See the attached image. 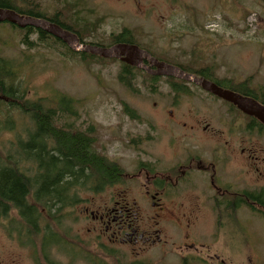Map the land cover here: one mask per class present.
<instances>
[{
  "label": "rangeland",
  "instance_id": "1",
  "mask_svg": "<svg viewBox=\"0 0 264 264\" xmlns=\"http://www.w3.org/2000/svg\"><path fill=\"white\" fill-rule=\"evenodd\" d=\"M19 4L48 18L58 14L61 22L75 27L83 45L108 48L114 37L126 31L136 46L181 67L183 72L193 75L206 71L225 88L242 87L259 101L264 100V0H140L138 8L132 0H24ZM67 49L0 23V58L12 65L17 81L29 93L27 98L45 100L63 95L73 100L74 115H65L58 125L67 124L82 133L91 130L94 150L114 162L121 176H144L139 175L140 168L149 176H163L189 157L208 160L215 143L209 136L195 133L180 138V133L199 122L219 136V148L227 142L233 149L229 155L218 149L214 161L217 176L229 180L237 196L264 190V179L258 176L264 175V130L249 117L186 83L173 82L186 92L175 94L167 80L151 85L138 75L129 90L118 81V62L82 60ZM124 108L136 119L132 120ZM170 110L174 118L168 114ZM6 116L14 123L12 132L0 135L1 151L5 148L7 152L18 135L23 138L28 122L16 110L7 113L3 107L0 118ZM171 121L179 126L184 123L185 130L175 126L171 132ZM189 176L199 180L204 175L193 165ZM142 182L120 177L117 183L101 186L104 190L100 193L85 190L95 188L91 185L79 188L82 190L75 192L74 205L96 209L121 190L129 189L128 199L135 198L142 213L146 210L143 194L138 193ZM205 214H200L196 227L202 237L198 242L209 245L215 226ZM232 221L230 240L223 221L216 227L220 255L217 264H264V211L236 208ZM64 222L72 232L87 228L83 219ZM9 224L0 221V264H101L92 255L69 259L56 248L43 255L42 236L19 238L10 231L17 228V219ZM167 235L180 236L178 232ZM227 249L233 256L226 254Z\"/></svg>",
  "mask_w": 264,
  "mask_h": 264
},
{
  "label": "flooded vegetation",
  "instance_id": "2",
  "mask_svg": "<svg viewBox=\"0 0 264 264\" xmlns=\"http://www.w3.org/2000/svg\"><path fill=\"white\" fill-rule=\"evenodd\" d=\"M132 4L138 8L140 0H132ZM126 45L136 46L133 42ZM136 47L147 53L156 63L181 70L177 65L152 56L149 50ZM116 61L119 64H124ZM141 62L150 72L157 71L149 60L142 59ZM131 68L142 74H147L146 71L135 67ZM149 76L155 80L170 78L152 74ZM193 76L214 85L217 83L206 71L197 72ZM171 79L181 81L175 78ZM186 84L201 90L193 84ZM201 91L214 101L232 106L203 90ZM256 102L264 106L262 102ZM233 109L237 110L235 107ZM168 114L173 116V111H168ZM171 124H169L171 132L175 126L184 128V130L186 127L184 123L179 126L175 121H171ZM196 125L190 126L187 131L180 133V138L186 139L195 133L209 136L215 143L209 152L208 160H195L189 157L183 165H174V168L163 176H149V172L143 168H140L139 175L143 174L144 176H121L129 180L143 181L138 184V193H142L146 201V210H143L142 213L137 200L135 198L130 200L126 195L132 190L126 189L121 190L115 195V198L97 206L96 209L74 204L53 203L44 207L31 204L33 210L32 214H29L32 218L30 223L25 220V216L20 217L15 211L10 210L7 217L0 218V221H7L10 225L11 220L17 219V228L10 231L16 233L19 238L42 236L40 250L43 255H46L50 249L56 248L57 253L63 251L69 259L81 260L92 255L99 259L101 264H204V261L209 264H217L220 259L218 231L216 232L219 221H223L221 224L226 227L228 236L231 234L229 228L230 230L234 228L232 217L236 208L264 211V207L250 201L246 192L237 196L233 192V184L222 176H217L218 166L214 161L217 159L218 149H222L225 155H229L233 149L227 142L222 148H219L221 144L219 136L210 132L211 129L208 130L207 125L202 127L199 122ZM186 133L189 135L186 136ZM244 152L242 149L240 154L243 155ZM193 165L195 170L204 175L199 176V180H196L195 176H189ZM258 176H261L262 180L264 179L263 174L259 173ZM77 190L82 189H66L58 192L75 195ZM85 190L100 193L104 189L98 187ZM241 199L242 202L236 204ZM64 211L67 214H62ZM200 214L208 215L215 226V233L210 236L209 245L198 242L200 239L202 240L196 227ZM68 219H83L87 223V228L84 232L78 230L72 232L70 227H65V222L61 223ZM175 232H178L180 236L167 235ZM228 237L230 240V236ZM225 245L228 247L229 241H226ZM226 254L233 256V253L228 249ZM43 263L45 264V262Z\"/></svg>",
  "mask_w": 264,
  "mask_h": 264
},
{
  "label": "trees",
  "instance_id": "3",
  "mask_svg": "<svg viewBox=\"0 0 264 264\" xmlns=\"http://www.w3.org/2000/svg\"><path fill=\"white\" fill-rule=\"evenodd\" d=\"M19 3H24V0H0V10H11L21 16L44 19L75 34L80 44L84 43L78 31H75V27L61 22L58 14L48 18L39 12L23 8ZM11 27L15 28V26ZM24 30L27 35H36L39 41L50 39L66 47L61 41L40 30L30 27ZM23 43L30 46L27 41ZM120 43L132 44L128 32L124 31L112 39V45ZM67 50L71 55H78L82 60L98 59L101 62L106 60L89 54L76 53L69 48ZM107 61L115 62L116 60L108 59ZM120 66L118 81L129 90H132V81L138 75L149 80L151 85L158 81L124 64ZM167 82L173 93H186L182 87L177 86L179 84H175L185 82L171 78H168ZM216 85L221 89L259 101L242 87L228 89L218 82ZM28 94V91L17 81L12 65L0 58V110L3 107L7 113L9 109L16 110L25 116L28 122L23 129V138L18 135L7 152L5 148L3 151L0 148V218L7 217L10 210L15 211L20 217L25 216V220L30 223L32 218L29 214H32V205L44 207L53 203L74 204V194L67 195L58 191L83 189L88 185L98 188L117 183L122 171L114 162L94 150L95 140L90 136L91 130L88 133H82L73 131L67 124L58 125V120L65 115L69 117L74 115L73 100L63 95H55L52 99L30 100L27 98ZM259 102L264 104V101ZM124 111L132 120L136 119L133 112L127 108H124ZM249 119L264 130L257 121ZM13 130L14 123L9 117L0 118V135L2 132ZM245 194L250 201L264 207V191L257 194ZM241 202L242 199L236 204Z\"/></svg>",
  "mask_w": 264,
  "mask_h": 264
},
{
  "label": "water",
  "instance_id": "4",
  "mask_svg": "<svg viewBox=\"0 0 264 264\" xmlns=\"http://www.w3.org/2000/svg\"><path fill=\"white\" fill-rule=\"evenodd\" d=\"M0 23H7L19 29L27 27L40 30L54 39L61 41L71 51L96 56L102 59L118 60L128 66L146 71L147 74L175 78L199 87L201 90L215 96L216 98L234 106L240 113L257 121L264 127V106L249 97H243L229 90H224L204 79L196 78L178 68L165 64L156 63L151 57L140 51L136 46L117 44L110 48H101L91 45L80 44L76 35L61 29L58 25L44 19H35L21 16L11 10H0ZM149 60L156 67V72L142 65L141 60Z\"/></svg>",
  "mask_w": 264,
  "mask_h": 264
}]
</instances>
